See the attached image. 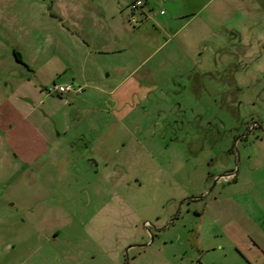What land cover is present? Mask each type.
Returning a JSON list of instances; mask_svg holds the SVG:
<instances>
[{
    "label": "rangeland",
    "instance_id": "374dc122",
    "mask_svg": "<svg viewBox=\"0 0 264 264\" xmlns=\"http://www.w3.org/2000/svg\"><path fill=\"white\" fill-rule=\"evenodd\" d=\"M181 1L173 36L130 0H0V264H264V73L240 2ZM79 10L119 49L62 32Z\"/></svg>",
    "mask_w": 264,
    "mask_h": 264
},
{
    "label": "crops",
    "instance_id": "0c3cea01",
    "mask_svg": "<svg viewBox=\"0 0 264 264\" xmlns=\"http://www.w3.org/2000/svg\"><path fill=\"white\" fill-rule=\"evenodd\" d=\"M144 1L145 4L142 11L137 13L139 22H142L139 29H145V26L143 25L145 22L158 19L163 29L167 32H172V35L175 36L180 29L185 26L187 21L183 24H178L182 17L186 15L184 4L181 3V0H167L166 3L169 6L168 12H164L163 10L157 11L154 9L155 7L152 2H149V0ZM237 2H240L241 4L238 11L231 12V14L230 11H232V9L228 10L230 16L232 15L234 17L238 15V17H240L238 24H230V29L233 32L240 34L238 44L234 47L236 51L235 53H238L239 56L241 55V59H243V61L249 66V74L257 75L259 73H264V37L253 35L251 37L253 38L252 40L255 39L257 41V45H255L252 40L247 42L245 35V33L251 32L252 30H259L262 27V20H254L252 18L255 12H258V8L255 7L253 0H237ZM161 11H163V13H161ZM86 15L88 16V13H82V11H80L79 14H77L78 18L74 16L75 19L73 21L71 15L69 18L74 26L63 27L59 25L60 30L62 32H67L68 36L74 38L77 43L81 46L88 47L89 49L94 47H107L109 43H114L115 49H119L118 45L122 43V39L118 36L117 31L113 30V28L109 27L107 24H100V21L98 20L97 25H100L99 28L96 29L94 27L86 26L87 24H90L86 20ZM152 18H154V20H152ZM60 22L61 24L66 23L67 18L60 19ZM93 25L96 27V22H93ZM235 178H237V176Z\"/></svg>",
    "mask_w": 264,
    "mask_h": 264
},
{
    "label": "built area",
    "instance_id": "2783aa9c",
    "mask_svg": "<svg viewBox=\"0 0 264 264\" xmlns=\"http://www.w3.org/2000/svg\"><path fill=\"white\" fill-rule=\"evenodd\" d=\"M145 1L144 0H132L129 4V15L128 20L132 24H138L139 19L137 13L142 11L144 7ZM163 13V11H161ZM80 89H75L71 84H54L49 90L48 94L57 93L59 95H63L65 93H78ZM234 176V172L228 173L222 178L230 179Z\"/></svg>",
    "mask_w": 264,
    "mask_h": 264
},
{
    "label": "trees",
    "instance_id": "16d2710c",
    "mask_svg": "<svg viewBox=\"0 0 264 264\" xmlns=\"http://www.w3.org/2000/svg\"><path fill=\"white\" fill-rule=\"evenodd\" d=\"M16 57H17L18 60H21L18 53H16Z\"/></svg>",
    "mask_w": 264,
    "mask_h": 264
}]
</instances>
